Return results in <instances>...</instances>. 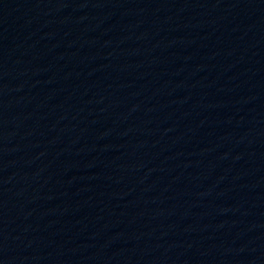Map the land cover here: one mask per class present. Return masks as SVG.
<instances>
[{
	"label": "water",
	"instance_id": "water-1",
	"mask_svg": "<svg viewBox=\"0 0 264 264\" xmlns=\"http://www.w3.org/2000/svg\"><path fill=\"white\" fill-rule=\"evenodd\" d=\"M0 264H264V0H0Z\"/></svg>",
	"mask_w": 264,
	"mask_h": 264
}]
</instances>
